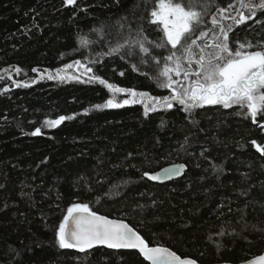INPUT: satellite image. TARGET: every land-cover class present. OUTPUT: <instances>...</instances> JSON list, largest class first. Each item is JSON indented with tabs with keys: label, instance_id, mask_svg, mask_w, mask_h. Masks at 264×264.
<instances>
[{
	"label": "trees",
	"instance_id": "1",
	"mask_svg": "<svg viewBox=\"0 0 264 264\" xmlns=\"http://www.w3.org/2000/svg\"><path fill=\"white\" fill-rule=\"evenodd\" d=\"M228 2L205 0L210 14ZM153 6L154 0H77L74 6L0 0V264H148L137 251L60 248L58 227L67 209L81 203L126 220L150 246L201 264H237L264 252V153L252 143L264 148L259 115L253 123L238 108L218 105L191 114L175 105L148 116L141 104L97 109L113 94L98 81L83 82L97 75L171 95L142 74L151 62L146 67L139 56L112 53L126 42L128 25L134 31L143 24L150 40L162 34L148 23ZM257 19L260 24L234 28L230 43L264 44V11ZM75 60L93 72L67 70L79 82L37 80ZM62 115L73 118L45 126ZM36 128L41 135L31 134ZM175 163L187 165L183 178L164 185L145 178Z\"/></svg>",
	"mask_w": 264,
	"mask_h": 264
},
{
	"label": "snow or ice",
	"instance_id": "2",
	"mask_svg": "<svg viewBox=\"0 0 264 264\" xmlns=\"http://www.w3.org/2000/svg\"><path fill=\"white\" fill-rule=\"evenodd\" d=\"M76 3L77 0H66L67 5ZM258 11H264V0H229L224 6L217 4L211 14L205 0H154L148 23L157 26L162 34L156 40H150L145 35L143 24L134 31L128 25L126 42H118L112 53L121 58L139 56V63L146 67L151 62V70L142 74L154 87L169 90L171 95L154 96L147 91L121 87L97 75H90L83 82L98 81L113 94V98L95 107L115 109L141 104L144 115L148 116L159 108L170 110L175 105L182 106V110L189 114L205 105H218L224 109L238 108L237 114L249 117L253 123L258 115L264 121V44L257 46L250 41H229V33L234 28L249 20L261 23L257 19ZM254 48L256 50H250ZM156 50H160L159 55ZM74 67L82 69V75L93 72L92 67L75 60L65 64L63 69L49 72L47 79L79 82L80 76L67 74V70ZM16 71L21 70L17 68ZM16 86L29 85L17 83ZM118 93L126 94L127 98L117 101L114 97ZM72 118L62 115L44 123L46 127L55 128ZM260 127L264 128V123ZM31 134L41 135V129L36 128ZM252 143L264 153V148L256 141ZM183 168L184 165H176L164 171L171 177L179 175ZM144 175L151 180L161 179L157 174ZM57 239L63 249L86 252L97 245H104L110 249L137 250L150 264H197L194 259L181 258L166 247L149 246L148 241L127 223L98 215L84 203L73 204L67 209V215L58 227ZM252 264H264V256Z\"/></svg>",
	"mask_w": 264,
	"mask_h": 264
},
{
	"label": "water",
	"instance_id": "3",
	"mask_svg": "<svg viewBox=\"0 0 264 264\" xmlns=\"http://www.w3.org/2000/svg\"><path fill=\"white\" fill-rule=\"evenodd\" d=\"M61 69H63V68H61ZM37 71H34L35 73H37L38 72V69H36ZM47 75H48V70H46V72H41V74H40V76L38 77V79L37 80H39L40 78H47ZM59 81V80H58ZM176 165H184V168L181 170V173L179 174V175H173V176H171V177H169L168 175H166V173H165V169H170V168H172V167H174V166H176ZM187 169H188V167H187V165L185 164V163H175V164H170V165H167V166H165V167H163V168H161L160 170H157V171H155V172H151V173H149V174H157V175H159L160 177H161V179H159V180H151L150 178H148L147 176H145V178L147 179V180H149L150 182H152V183H154V184H158V185H164V184H167V183H170V182H172V181H175V180H178V179H181V178H183L184 176H185V173L187 172ZM98 215H102V214H99V213H97ZM103 216H105V215H103ZM106 217H108V216H106ZM109 219H112V220H118V221H122V222H124V223H127L130 227H132L134 230H136L132 225H130L126 220H122V219H116V218H111V217H108ZM137 231V230H136ZM150 246V245H149ZM100 247H104V248H107V246H104V245H97V246H95L94 248H100ZM152 247H166V246H152ZM94 248H92V249H94ZM166 248H168V249H170L171 251H173L171 248H169V247H166ZM108 249H110V248H108ZM114 250H122V251H137V250H129V249H114ZM138 252V251H137ZM175 252V251H174ZM139 253V252H138ZM140 254V253H139ZM178 254V253H177ZM141 255V254H140ZM179 255V254H178ZM142 256V255H141ZM179 256H181V255H179ZM261 256H264V252L261 254V255H258V256H256V257H253V258H251V259H249V260H247V261H244V262H242V263H237V264H252V262L254 261V260H257L259 257H261ZM143 257V256H142ZM181 258H190V257H182L181 256ZM191 259H193V258H191ZM195 260V259H194ZM148 264H150V262L149 261H147V260H145ZM196 262H197V264H201V263H199L197 260H195ZM217 264H236V263H217Z\"/></svg>",
	"mask_w": 264,
	"mask_h": 264
}]
</instances>
